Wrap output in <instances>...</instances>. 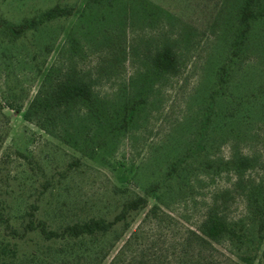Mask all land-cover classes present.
I'll return each mask as SVG.
<instances>
[{
	"label": "rangeland",
	"instance_id": "374dc122",
	"mask_svg": "<svg viewBox=\"0 0 264 264\" xmlns=\"http://www.w3.org/2000/svg\"><path fill=\"white\" fill-rule=\"evenodd\" d=\"M244 2L0 0V217L22 231L36 207L60 231L148 199L119 239L13 238L0 223V264H94L99 244L113 264L139 227L123 264H182L178 239L210 215L242 241L188 249L183 264H264V0L240 36ZM56 5L71 14L14 33ZM166 48L173 73L152 65ZM69 83L91 100L58 101Z\"/></svg>",
	"mask_w": 264,
	"mask_h": 264
},
{
	"label": "trees",
	"instance_id": "16d2710c",
	"mask_svg": "<svg viewBox=\"0 0 264 264\" xmlns=\"http://www.w3.org/2000/svg\"><path fill=\"white\" fill-rule=\"evenodd\" d=\"M259 0H245L243 9L241 11L239 27H240V36H246L252 28V23L257 19V9L256 5ZM71 14V10L68 8H63L60 5H56L45 12H43L39 17L33 18L31 20L25 21L21 24L14 25V33L21 35L30 29H36L39 26L51 22L58 18H63ZM239 34V33H238ZM177 56L171 48H166L163 51L156 54L152 60V65L154 68L158 69L163 73H173L177 67ZM224 76H221V80ZM56 98L60 102H70L74 100L89 101L92 98V90L85 83H69L61 86L56 92ZM10 110L13 112L20 113L19 108L15 109L13 106L10 107ZM5 138L4 131H0V142ZM248 162L244 161L243 165L248 166ZM148 207V199L146 197H136L128 201L122 207L120 213H118L112 220L106 218H92L84 222H76L70 225H67L62 230L57 231L51 229L48 223L44 221H36V207L32 208V211L29 213V219L26 221V224L22 231L13 228L10 225V221H4L3 217H0V223L4 224L6 231L11 237L25 238L28 234L39 231L40 234L47 241H57V240H82L86 238L97 239L99 240L106 238L113 234H117L116 238L119 239L122 237V233L118 234L116 232L118 226H122L125 231H128L131 228V223L129 221L130 216L133 213L139 212L142 209ZM160 208L158 205H154L149 211L147 217L157 220L159 218ZM156 222V221H155ZM142 227L133 231V233L127 238L123 247L119 250L118 254L114 257L113 264H123L125 259L128 257L130 249L133 248L136 240L140 239L143 231ZM261 230L263 226L261 225ZM123 232V233H124ZM223 238H228L230 240H240L242 241L241 235L238 234L236 229L231 226L225 219L210 215L206 217L203 221L201 227L198 231H188L187 235L178 239L181 242L182 249L179 253V261L183 264L187 258V250L195 249L204 252L205 245L211 246L213 243H218ZM140 246V245H139ZM108 248V250H107ZM110 247L98 246L97 248V259L94 264H104V258L108 254ZM193 249V250H194ZM145 250L139 248L137 253H132L130 255L132 261L138 259H143L147 255L144 253ZM160 255H155V258H160ZM154 258V259H155ZM248 264H252L248 261Z\"/></svg>",
	"mask_w": 264,
	"mask_h": 264
}]
</instances>
